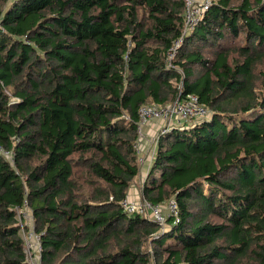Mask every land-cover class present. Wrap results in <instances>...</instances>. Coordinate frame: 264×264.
Segmentation results:
<instances>
[{
  "label": "trees",
  "instance_id": "trees-1",
  "mask_svg": "<svg viewBox=\"0 0 264 264\" xmlns=\"http://www.w3.org/2000/svg\"><path fill=\"white\" fill-rule=\"evenodd\" d=\"M184 1L0 0V264H29L24 201L39 264H264V0H212L182 34ZM187 94L210 115L157 131L140 186L177 202L164 230L120 201L139 107Z\"/></svg>",
  "mask_w": 264,
  "mask_h": 264
},
{
  "label": "built area",
  "instance_id": "built-area-1",
  "mask_svg": "<svg viewBox=\"0 0 264 264\" xmlns=\"http://www.w3.org/2000/svg\"><path fill=\"white\" fill-rule=\"evenodd\" d=\"M212 0H185L183 13V30L182 34L191 32L198 24L203 13L208 9ZM181 39L174 43V47L168 54L170 60L175 53V49L180 45ZM210 115V111L205 107L195 94H187L183 97H177L173 102L158 106L155 104L142 105L138 109L139 126L147 122L159 121L171 125H183L188 120H199ZM137 144H135L136 146ZM138 151V145H137ZM3 157L10 159V153L0 149ZM138 163L141 159L138 158ZM124 211L132 214L137 213L151 220H155L161 228L166 225L167 217H172L177 221L178 205L174 198L169 199L163 205H154L145 200L143 197L136 200L126 196L120 201ZM16 221L19 226V233L24 241V253L29 264H39L40 258V234L34 230V221L27 203L24 201L22 206L15 208Z\"/></svg>",
  "mask_w": 264,
  "mask_h": 264
},
{
  "label": "crops",
  "instance_id": "crops-1",
  "mask_svg": "<svg viewBox=\"0 0 264 264\" xmlns=\"http://www.w3.org/2000/svg\"><path fill=\"white\" fill-rule=\"evenodd\" d=\"M154 126L155 125L153 123L147 122L145 125L139 127V136L137 140V145H138L137 157L142 160L140 163V167H139V176L140 174L142 176L137 177V178H140L139 186H141L144 177L148 173L150 166H151L152 159L154 157L155 144H154L153 139L156 133V128ZM135 183H136V180L134 179L131 187L129 188V192H128L130 194V197L132 198H136L134 195L137 193V190L135 187H133V184ZM140 195H141V192H140Z\"/></svg>",
  "mask_w": 264,
  "mask_h": 264
},
{
  "label": "rangeland",
  "instance_id": "rangeland-1",
  "mask_svg": "<svg viewBox=\"0 0 264 264\" xmlns=\"http://www.w3.org/2000/svg\"><path fill=\"white\" fill-rule=\"evenodd\" d=\"M232 48H230V50L231 49H233L232 51H231V53H232V55H236V52H237V49H238V46L237 47H234L233 48V45L231 46ZM259 72H264V58H263V60L262 61H258L257 63H256V65H255V68H254V73H255V75H257V82H256V88H258V82H259ZM192 121H195V120H188L185 124H187V123H190V122H192ZM151 123H153L155 126V128H156V133H157V131L160 129V128H162V127H166V126H169V124H166V123H164V122H159V121H151ZM141 127V126H140ZM154 128V129H155ZM155 133V134H156ZM154 144L156 145V139H155V137H154ZM139 176V173H138V175H137V177ZM142 175L140 174V176L139 177H141ZM135 178V180H136V183L135 184H133V187H135L136 188V190H137V193L134 195L136 198V200H140L141 199V195H140V186H139V180H140V178ZM133 189V188H132ZM128 196H130V194L128 193L127 194ZM196 208V207H195ZM195 208H194V210H195ZM153 221L155 222V220L153 219ZM158 224V223H157ZM159 225V224H158ZM167 228H169L168 227V225H165L164 227H163V229L165 230V229H167ZM151 264H155L154 263V261L152 260V262H151Z\"/></svg>",
  "mask_w": 264,
  "mask_h": 264
}]
</instances>
